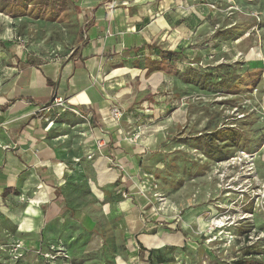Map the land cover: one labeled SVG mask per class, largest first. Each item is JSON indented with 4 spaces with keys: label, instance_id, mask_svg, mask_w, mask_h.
I'll list each match as a JSON object with an SVG mask.
<instances>
[{
    "label": "rangeland",
    "instance_id": "1",
    "mask_svg": "<svg viewBox=\"0 0 264 264\" xmlns=\"http://www.w3.org/2000/svg\"><path fill=\"white\" fill-rule=\"evenodd\" d=\"M33 2L0 0V84L84 43L69 0ZM167 32L109 88L130 151L80 104L45 106L64 181L0 200V264H264V0H173Z\"/></svg>",
    "mask_w": 264,
    "mask_h": 264
},
{
    "label": "crops",
    "instance_id": "2",
    "mask_svg": "<svg viewBox=\"0 0 264 264\" xmlns=\"http://www.w3.org/2000/svg\"><path fill=\"white\" fill-rule=\"evenodd\" d=\"M69 1L83 13L84 43L77 55L64 63L53 59L43 66H29L9 83L0 84V200L16 193H40L47 184L59 188L64 181L47 137L50 128L39 124L52 95L80 104L93 117L102 116L111 151L131 150L108 127L111 122L106 112L114 102L109 88L120 87L148 69L146 60L158 52L152 43L162 31L168 34L173 0ZM152 77L155 74L148 80ZM4 188L10 189L6 195Z\"/></svg>",
    "mask_w": 264,
    "mask_h": 264
},
{
    "label": "trees",
    "instance_id": "3",
    "mask_svg": "<svg viewBox=\"0 0 264 264\" xmlns=\"http://www.w3.org/2000/svg\"><path fill=\"white\" fill-rule=\"evenodd\" d=\"M50 1H52L51 3H53V5L59 11H63L67 8L68 0H50ZM48 2H49V0H34L33 8L36 9L37 13H39L38 15L42 16V14L44 13L45 7L47 5H49ZM17 15H13V16H17ZM81 36H82V29L80 30V38H81ZM73 52H74V50H73ZM170 53H172V52H170ZM54 97H55V95H52L51 98L45 103V105H48L50 102H52ZM2 109H5V106H2ZM9 191H10V189L4 188L2 193L4 195H6ZM138 245H139L140 250H144L143 246L140 243ZM151 252L152 251L149 250V253H151ZM159 262H162L161 258H159Z\"/></svg>",
    "mask_w": 264,
    "mask_h": 264
},
{
    "label": "built area",
    "instance_id": "4",
    "mask_svg": "<svg viewBox=\"0 0 264 264\" xmlns=\"http://www.w3.org/2000/svg\"><path fill=\"white\" fill-rule=\"evenodd\" d=\"M55 98V97H54ZM54 102L58 104L59 100L57 98L53 99ZM121 116V112L117 107H113L112 109V117L113 118H119ZM96 144L99 149H102L107 145V141L104 138H98L96 141Z\"/></svg>",
    "mask_w": 264,
    "mask_h": 264
},
{
    "label": "bare ground",
    "instance_id": "5",
    "mask_svg": "<svg viewBox=\"0 0 264 264\" xmlns=\"http://www.w3.org/2000/svg\"><path fill=\"white\" fill-rule=\"evenodd\" d=\"M214 222H216V223H220V225L223 224V223H221L220 220H216V221H214Z\"/></svg>",
    "mask_w": 264,
    "mask_h": 264
}]
</instances>
